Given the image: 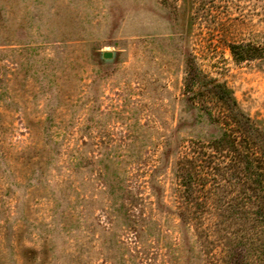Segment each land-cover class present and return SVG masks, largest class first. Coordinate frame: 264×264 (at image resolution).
Listing matches in <instances>:
<instances>
[{
  "label": "rangeland",
  "instance_id": "1",
  "mask_svg": "<svg viewBox=\"0 0 264 264\" xmlns=\"http://www.w3.org/2000/svg\"><path fill=\"white\" fill-rule=\"evenodd\" d=\"M233 42L264 45V0H0V264H209L174 168L217 132L188 64L264 129V59Z\"/></svg>",
  "mask_w": 264,
  "mask_h": 264
},
{
  "label": "trees",
  "instance_id": "2",
  "mask_svg": "<svg viewBox=\"0 0 264 264\" xmlns=\"http://www.w3.org/2000/svg\"><path fill=\"white\" fill-rule=\"evenodd\" d=\"M263 46L233 42L229 50L236 62L263 60ZM184 93L217 132L180 147L174 174L181 219L203 235L209 264H264V129L240 108L225 81L192 64ZM216 241L219 255L211 251Z\"/></svg>",
  "mask_w": 264,
  "mask_h": 264
},
{
  "label": "water",
  "instance_id": "3",
  "mask_svg": "<svg viewBox=\"0 0 264 264\" xmlns=\"http://www.w3.org/2000/svg\"><path fill=\"white\" fill-rule=\"evenodd\" d=\"M102 56H103L104 58H109V57L112 56V53L109 52V51H104V52L102 53Z\"/></svg>",
  "mask_w": 264,
  "mask_h": 264
}]
</instances>
